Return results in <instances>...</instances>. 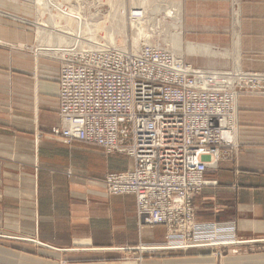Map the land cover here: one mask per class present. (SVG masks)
<instances>
[{"label":"crops","instance_id":"0c3cea01","mask_svg":"<svg viewBox=\"0 0 264 264\" xmlns=\"http://www.w3.org/2000/svg\"><path fill=\"white\" fill-rule=\"evenodd\" d=\"M8 11L23 9L0 0V264H264V95L237 97L236 147L219 151L192 200L198 229L246 242L220 255L139 254V242L164 241V227L139 230L134 195L108 194L103 183L132 159L51 135L60 62L40 52L33 29ZM233 20L229 0H181L185 51L189 43L225 52L186 54L227 60L211 68L264 72V0H239Z\"/></svg>","mask_w":264,"mask_h":264},{"label":"built area","instance_id":"2783aa9c","mask_svg":"<svg viewBox=\"0 0 264 264\" xmlns=\"http://www.w3.org/2000/svg\"><path fill=\"white\" fill-rule=\"evenodd\" d=\"M229 4L236 20L239 0ZM52 6L62 22L53 28L54 45L39 47L60 62L59 124L50 133L66 145L78 141L132 159L130 169L105 175V190L134 195L139 230L165 229L164 241L139 242L135 250L218 249L220 255L223 248L244 244L232 234L198 229L192 200L207 184L204 173L215 166L219 151H234L236 99L264 95V72L236 64L193 65L154 43L147 32L153 30L142 27L133 32L140 38L137 48L127 45L126 36L110 42L97 33L96 19L87 18L83 9L69 2L52 1ZM140 16L132 11L130 22L137 23ZM68 26L74 31H66ZM56 35L69 40L63 44ZM58 44L64 47L58 50Z\"/></svg>","mask_w":264,"mask_h":264},{"label":"rangeland","instance_id":"374dc122","mask_svg":"<svg viewBox=\"0 0 264 264\" xmlns=\"http://www.w3.org/2000/svg\"><path fill=\"white\" fill-rule=\"evenodd\" d=\"M12 5L21 7L23 11H8L4 13L13 20L25 22L27 26L33 29L37 45L53 43L52 32L54 26H59L62 20L57 17V13L52 6V1L56 3L69 2L74 6L83 9L86 17H93L97 21L96 31L102 36H107V40L114 42L115 36H126L129 41L135 35L133 32L139 27L142 29H152L147 31L154 43H158L163 47H167L174 53H180L183 57L193 65L197 66H213L216 64H225L227 60L222 58H208L201 55H189L180 49V52L174 49L170 41L176 37L178 28L176 21L168 17L167 11L174 6H179L181 0H6ZM83 2V3H82ZM175 3V4H174ZM171 4V6L169 5ZM83 7V8H82ZM141 8V9H136ZM69 10V9H68ZM25 11V12H24ZM74 13L75 11L69 10ZM132 11L140 16L135 19L137 23L130 22V14ZM76 13V12H75ZM81 17V16H80ZM82 18V17H81ZM57 20V21H56ZM68 24H70L68 22ZM44 28V29H43ZM176 31V32H175ZM174 32V33H171ZM127 34V35H126ZM174 35V36H173ZM173 36V37H172ZM109 37H114L112 40ZM119 37H117L118 39ZM172 38V39H171ZM120 39V38H119ZM127 43L132 47L131 42ZM183 41V40H182ZM64 44V43H63ZM185 44V42H184ZM222 51V49H218Z\"/></svg>","mask_w":264,"mask_h":264},{"label":"bare ground","instance_id":"6f19581e","mask_svg":"<svg viewBox=\"0 0 264 264\" xmlns=\"http://www.w3.org/2000/svg\"><path fill=\"white\" fill-rule=\"evenodd\" d=\"M41 1V0H40ZM56 2V1H55ZM175 4V3H174ZM181 4V3H180ZM180 4L179 6H174V8H171L167 11V15L168 17H171L173 18L177 23V28H178V31H177V34H176V37H173V39L170 41V44L171 46L178 50L180 52V49H184V45H183V41H182V38H181V33H180ZM171 6V4H169ZM68 14L70 15H75L74 13L70 12L69 10H67ZM74 11V10H73ZM80 18V20L82 21V18L80 16H78ZM57 21V20H56ZM234 21V20H233ZM44 29V28H43ZM66 31H69V32H72L74 31L73 28H70V26L66 27L65 29ZM176 32V31H175ZM171 33H174V32H171ZM53 35V34H52ZM127 35V34H126ZM114 37H109L110 40H112ZM63 41L65 40L67 42V40H69V38H66L65 36L62 37ZM61 41V40H60ZM65 43V42H64ZM131 44H132V48H137L140 44V38L137 37V36H133L132 40H131ZM50 45H54V44H50ZM50 45H46V46H50ZM64 47V45H61V44H58L57 46V49L59 50L61 47ZM38 48V47H37ZM49 48V47H48ZM35 49V48H34ZM184 52L186 53H209L210 55H214L215 53H218L220 55H224V51H213L210 50V49H202V48H199V46L197 45H193V44H187V51H185L184 49ZM177 54H180V53H177ZM220 227V226H219ZM218 229V227H217ZM184 254V253H183Z\"/></svg>","mask_w":264,"mask_h":264}]
</instances>
